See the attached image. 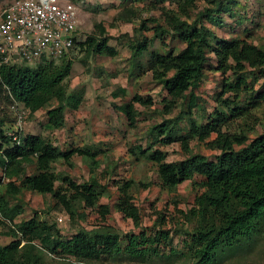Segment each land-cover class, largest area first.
Listing matches in <instances>:
<instances>
[{"label": "rangeland", "instance_id": "1", "mask_svg": "<svg viewBox=\"0 0 264 264\" xmlns=\"http://www.w3.org/2000/svg\"><path fill=\"white\" fill-rule=\"evenodd\" d=\"M216 0H193L190 6L184 0H76L80 18L78 33L84 37L90 34L99 35L100 25L108 38L107 44L117 51L112 58L108 56H87L83 49L75 47L66 56L71 61L69 75L63 80L67 93L82 94V101L75 112L66 110L62 127L47 128L44 116L46 108L38 110L34 115L26 112L19 121L15 118L21 112L19 103L11 102L7 93L0 94V120L3 127L10 130L17 128L22 134L41 135L61 149L76 146H89L97 151L99 166L94 169L96 181L103 186V192L96 204L89 206L81 199L72 198L67 182H61V176H67L75 184L88 180L92 174L88 163L79 155L70 158V164L62 159L51 163L58 174L54 182L58 196H63L69 203L57 200L50 193H34L20 188L16 194L5 192L4 183L9 180L0 168V195L8 202H18L23 211L14 216L12 222L0 219V245L20 239L17 256H29L33 264H77L60 253H52L39 241H27L17 231L19 223L30 216L37 221L45 220L55 223L57 238H69L78 229L98 230L108 227L130 235L143 232L146 238L153 240L157 232L167 230L171 240L161 238L147 251L144 260L129 259L127 253L121 251L113 256L92 260L91 263L79 264H193L195 257H190L186 241L194 227L205 222L216 221L217 213L211 207H199L194 197L203 191L200 184L202 176L194 174L189 180L179 182L168 189L161 185L157 177V163L146 161L143 157L134 158L131 150L135 145L145 146L150 142L149 129L152 124L163 118L173 117L179 111L186 112L189 100L188 91L171 103V97L157 81L158 71L149 69L151 52L164 55L171 51L178 53L184 45L174 32L170 30V17L178 15L183 21L196 23L205 27L221 40L246 42L259 50H264V0H231L230 13L219 14L222 25L211 22L207 10L215 7ZM12 0H0V11ZM225 3V2H224ZM187 9V10H186ZM182 10V12H181ZM186 10V16L183 12ZM173 13V14H172ZM175 13V14H174ZM128 19L120 21L118 16ZM143 26V27H142ZM166 30L162 38L154 36V30ZM145 39L147 51L133 57L131 46ZM202 77L198 82L194 95L197 102L190 115L198 122H205L214 112L221 114V133H242L252 139L264 131V70L251 68L243 62L240 75L243 83L236 84L232 70L235 62L228 58L225 72L217 69V60L208 54ZM21 60L17 65L22 64ZM138 63L140 68L134 67ZM32 66V64H29ZM171 73L169 72L168 75ZM118 88H124V96H113ZM135 95L145 101L151 99L149 105L133 103L135 119L129 123L127 117L119 110L123 103L132 102ZM14 105L15 112L11 107ZM55 101L49 107H54ZM241 109L237 116H230L229 109L234 106ZM185 116V115H184ZM185 134L188 124L183 118L178 122ZM217 134L212 132L204 139L189 138L187 141L171 142L161 145L152 144L165 153V161H177L192 153L204 155L213 160L220 152L219 146L213 142ZM242 145V144H241ZM240 145L232 144L234 149ZM24 172L34 174L35 164L22 163ZM131 180L127 187L130 200L139 210V222L134 225L129 217L116 208L120 195L118 186ZM18 185L19 181L14 180ZM71 204V205H70ZM107 206L108 211L105 210ZM62 216L60 223L56 217ZM186 233V234H185ZM127 237H123V245ZM150 244V243H149ZM153 248H156L154 250ZM210 264H264V223L259 235L250 242L237 248L236 251L217 254ZM29 264H32L29 261Z\"/></svg>", "mask_w": 264, "mask_h": 264}, {"label": "trees", "instance_id": "2", "mask_svg": "<svg viewBox=\"0 0 264 264\" xmlns=\"http://www.w3.org/2000/svg\"><path fill=\"white\" fill-rule=\"evenodd\" d=\"M68 1L74 3L76 0ZM192 2L193 0H184L185 7L190 6ZM229 3L232 1L216 0L215 7L207 10L206 16L211 22L222 25L218 16L220 13H230ZM186 10L183 12L185 16ZM117 19L128 22V19L121 15ZM169 24L170 30L184 47L178 53L169 51L164 55L152 51L148 68H151L153 73L158 71L157 81L171 97L168 104L179 97L183 98L190 91L186 112L179 111L173 117L163 118L152 124L149 129L150 142L145 148L140 144L135 145L131 155L134 158L143 157L146 161L157 163V177L161 185L168 189L175 187L181 181L189 180L194 174L202 176L200 184L203 191L194 197L195 202L204 209L213 208L217 213V219L193 228L186 241V252L190 257L196 258L193 264H210L215 255L228 254L250 242L259 235L263 227L264 131L244 143L247 137L242 133H221L220 127L224 117L217 112L210 115L205 122H198L190 115L191 109L197 102L193 92L202 77L208 54L214 55L220 72H225L228 68L225 62L229 57L232 58L236 65L229 68L238 70L235 75L238 84L243 83L244 80L240 75L243 62H247L251 68L264 70V50H259L246 42L221 40L205 27L185 22L178 15H172ZM97 28L99 35L85 36L84 41L75 43L74 48L77 46L83 49L87 56L100 55L112 58L117 55V51L108 46L104 29L100 25H97ZM164 33L166 30L163 28L154 30V36L159 38H162ZM147 46L145 39L131 46L133 57L142 55L147 51ZM71 64V61L66 60V56L58 61L43 59L34 66L1 64L0 94L7 93V98L9 97L11 102L19 103L28 115H34L38 110L46 108L44 125L47 128L62 127L64 112L66 110L75 112L82 101V94L79 95L77 92L68 94L63 85V80L70 73ZM134 67L140 68L138 63ZM124 94L125 89L118 88L113 92L112 97L124 96ZM54 101L56 105L48 108ZM150 101L151 99L145 101L141 96L135 95L132 102L123 103L119 110L127 117L129 123H132L136 116L133 103L149 105ZM229 112L230 116L235 117L241 113V109L235 105L229 109ZM181 118L188 124L185 134L178 124ZM3 126L1 119L0 168L9 179L4 183L6 193L16 194L20 188L37 194L50 193L68 206L70 202L63 196H58L55 190L54 182L58 179V174L52 169L51 163L62 159L71 166L70 158L79 155L88 163L92 171L88 180L77 184L67 176H61L60 180L67 182L69 188L74 190L75 195L72 198L81 199L89 206L97 203L103 192V186L93 175L94 169L100 164L95 149L89 146L61 149L40 134H22L19 130L15 132L17 137L13 141L7 133L9 129ZM212 132L217 134L213 142L220 148V152L213 160L207 159L202 154L192 153L182 160L165 161V153L159 148H152V144L157 143L161 145L176 141L181 143L194 137L204 139ZM232 144L240 146L234 149ZM25 162L35 164L34 174L24 172L22 163ZM16 179L19 181L18 185L14 184ZM130 183L131 180H127L117 187L120 195L116 199V208L137 225L139 210L126 191ZM105 210L108 211L107 206ZM22 211L21 204L10 203L3 194L0 195V219L12 222L14 216ZM57 230L55 223L37 221L33 216L21 221L17 226V231L27 241L37 240L50 252H58L77 264L91 263L92 260L113 256L121 251L126 252L129 259L142 261L154 243L159 242L161 238L171 240L167 230L157 232L153 240L146 238L143 232L125 235L120 230H112L106 226L98 230L80 228L71 237L62 239L57 238ZM123 237H127L125 245H123ZM19 244L20 239H15L0 245V264H29V261L33 264L29 256H17Z\"/></svg>", "mask_w": 264, "mask_h": 264}, {"label": "built area", "instance_id": "3", "mask_svg": "<svg viewBox=\"0 0 264 264\" xmlns=\"http://www.w3.org/2000/svg\"><path fill=\"white\" fill-rule=\"evenodd\" d=\"M79 23L78 9L68 0H12L0 11V65L19 60L35 65L67 56L85 38L77 31ZM11 109L16 111L14 105ZM25 112L15 118L20 121ZM16 131L7 132L13 141ZM62 219L57 216L56 222Z\"/></svg>", "mask_w": 264, "mask_h": 264}, {"label": "clouds", "instance_id": "4", "mask_svg": "<svg viewBox=\"0 0 264 264\" xmlns=\"http://www.w3.org/2000/svg\"><path fill=\"white\" fill-rule=\"evenodd\" d=\"M74 4V3H73ZM85 39V38H84ZM84 41V40H83ZM59 60V59H58ZM58 60H56V61H58ZM44 61H50V60H45L44 59ZM41 62V61H40ZM18 62H16V63H12V64H17ZM22 64H24V63H22ZM6 65H11V64H6ZM26 65V64H25ZM33 65V64H32ZM28 66H31V65H28ZM34 66V65H33ZM22 109H23V107H22ZM25 110V109H24ZM12 140V139H11Z\"/></svg>", "mask_w": 264, "mask_h": 264}]
</instances>
